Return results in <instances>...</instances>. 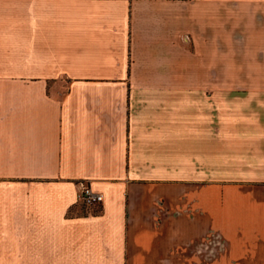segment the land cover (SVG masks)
<instances>
[{"label": "crops", "instance_id": "crops-1", "mask_svg": "<svg viewBox=\"0 0 264 264\" xmlns=\"http://www.w3.org/2000/svg\"><path fill=\"white\" fill-rule=\"evenodd\" d=\"M263 263L264 0H0V264Z\"/></svg>", "mask_w": 264, "mask_h": 264}, {"label": "built area", "instance_id": "built-area-1", "mask_svg": "<svg viewBox=\"0 0 264 264\" xmlns=\"http://www.w3.org/2000/svg\"><path fill=\"white\" fill-rule=\"evenodd\" d=\"M77 195L86 205L96 204L101 201V194L90 188L87 182L77 181Z\"/></svg>", "mask_w": 264, "mask_h": 264}, {"label": "trees", "instance_id": "trees-1", "mask_svg": "<svg viewBox=\"0 0 264 264\" xmlns=\"http://www.w3.org/2000/svg\"><path fill=\"white\" fill-rule=\"evenodd\" d=\"M264 264V263H263Z\"/></svg>", "mask_w": 264, "mask_h": 264}]
</instances>
